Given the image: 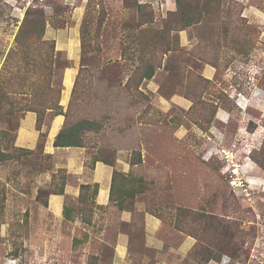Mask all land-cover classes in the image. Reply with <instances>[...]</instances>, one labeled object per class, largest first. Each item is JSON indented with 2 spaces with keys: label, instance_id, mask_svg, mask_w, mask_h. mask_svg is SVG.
I'll return each instance as SVG.
<instances>
[{
  "label": "rangeland",
  "instance_id": "obj_1",
  "mask_svg": "<svg viewBox=\"0 0 264 264\" xmlns=\"http://www.w3.org/2000/svg\"><path fill=\"white\" fill-rule=\"evenodd\" d=\"M184 1L203 11L181 29L175 0H0V264H264V0ZM29 9L45 12L51 63L21 59ZM63 65L77 71L64 102ZM19 76L26 86L6 85ZM56 87L64 123L102 124L83 139L85 165L123 176L121 209L97 205L91 187L80 197L64 154L46 148ZM145 214L161 221V244H146Z\"/></svg>",
  "mask_w": 264,
  "mask_h": 264
},
{
  "label": "trees",
  "instance_id": "obj_2",
  "mask_svg": "<svg viewBox=\"0 0 264 264\" xmlns=\"http://www.w3.org/2000/svg\"><path fill=\"white\" fill-rule=\"evenodd\" d=\"M175 4H176V10L172 14L173 19L171 20L173 24L177 25L181 29H184L186 27H190L193 24L199 22L203 9H201L198 3H196L195 5L194 4L191 5V4H188V2L184 0H175ZM46 19L47 18H46L45 12L41 9H38V10L29 9L25 12L24 19L15 37L16 45H18L19 47L18 49L21 52V59L23 60L25 66L27 65L28 61H33V59L30 58V56H28L29 53L32 51L36 52L38 56L41 55L40 57H43L44 59L40 61L44 60V62H45V58H47V61L51 63L52 58L57 57V55H55L54 53L55 46H54L53 41L43 39V36L45 33V20ZM51 25L54 26V23H52ZM145 45H148V44L145 42ZM45 55H47V57H44ZM67 67H68L67 65H63L62 69H65ZM153 76H154V69L153 67L148 65L143 71L141 80L142 79L149 80ZM19 79H20V82L17 85H20L21 88L26 86V84L23 83L25 79L23 76H19L18 79L9 78L6 85L8 86L16 85L15 83ZM60 94H61V88L56 87L55 91L52 92V96H56V97L49 99L50 102L52 101L51 102L52 106L50 107L46 106V100L48 99L42 98L41 100L39 99V101L37 102L36 104L37 108L31 109V111L33 112L37 111L38 113L37 122H39L38 124L39 126H41L43 122V114L40 116L39 115L40 111L44 110L46 107L51 108L52 111L55 110L53 111V116L62 115V108L61 106L58 105L59 100H60ZM40 96H45L44 92H41ZM101 130H102V124L94 120L83 119V120L77 121L74 124L64 123L63 127L61 128V130L59 131V133L56 135L54 139L53 146L59 147V148L83 147V139L84 137H86L88 133L90 132L98 133ZM134 153L137 154V157H136L137 160H135L136 162L135 161L131 162L132 165L140 161V154L136 152ZM8 159H9L8 154L0 150V163H3L7 161ZM97 161L104 162L100 159L94 158L92 161L91 168H93L95 162ZM256 161L257 163H259L258 165L260 166L264 164V162L262 161L260 162L258 159ZM104 163L107 165H111L106 162ZM124 183L125 181L123 180V176H121L118 172L113 171L112 177H111L110 191H109V200L112 202H115V204L118 206L119 209L122 208V204H123V200L121 197L123 195L127 196L129 194V193H126V185ZM90 187L92 188L93 192L96 195L98 191V185L93 184L91 186L89 184H85V185H80L79 196L85 197L84 193L85 191L90 189ZM60 193H61V190H60ZM64 210H65L64 216L68 218L69 214L67 211L69 209L64 208Z\"/></svg>",
  "mask_w": 264,
  "mask_h": 264
},
{
  "label": "crops",
  "instance_id": "obj_3",
  "mask_svg": "<svg viewBox=\"0 0 264 264\" xmlns=\"http://www.w3.org/2000/svg\"><path fill=\"white\" fill-rule=\"evenodd\" d=\"M69 42V40H68ZM72 61V60H71ZM76 69L74 66L67 67L64 70L63 74V85L65 86V89L63 91L62 100L67 101L69 89L71 87H68L66 85L65 80H71L73 82L74 77L76 76ZM72 85V84H71ZM64 117L62 115H56L52 117L47 135H46V143H47V149L48 151L54 150L56 153L64 154L63 156V163L61 165V168L65 170L66 174L73 178V181L75 182V185H77L75 190H79L80 185L85 184H97L98 185V191L96 195V204L100 206H106L109 203V191H110V185H111V177L113 168H111L109 165L105 164L104 162L97 161L95 162L92 169H88L85 165V159L84 152L86 148L83 147H70V148H59L54 147L53 142L56 137V135L59 133L60 129L64 125ZM34 123H35V116L28 115L26 120L23 122V125L20 128L19 131V139L23 141L24 145L29 146L26 148H30L33 143V136L36 135V131L34 130ZM32 130H34V134L32 133ZM27 136H31L29 140H26ZM54 152V153H55ZM61 162V161H60ZM121 164H124L122 162H119ZM77 192V191H76ZM121 215L117 212V217H120L119 220L122 222H129L131 214H129L128 211L122 210ZM143 222L145 225V231H146V244L147 245H157L158 243L161 244L160 239H157V233L159 229L161 228V221L159 218H156L152 215L145 214L143 216ZM118 240V247H117V255L118 257H122L126 250V236L124 234H118L117 236ZM185 240V239H184ZM187 242V240H186ZM186 242H184L181 246V250L185 249ZM189 241L188 244L189 245ZM180 247L178 248V253L181 252ZM185 249L184 251H186ZM177 252V251H176Z\"/></svg>",
  "mask_w": 264,
  "mask_h": 264
}]
</instances>
